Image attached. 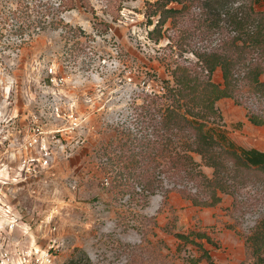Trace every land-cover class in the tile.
<instances>
[{
  "label": "rangeland",
  "instance_id": "374dc122",
  "mask_svg": "<svg viewBox=\"0 0 264 264\" xmlns=\"http://www.w3.org/2000/svg\"><path fill=\"white\" fill-rule=\"evenodd\" d=\"M154 1L73 0L64 9L58 0H0V197L10 224L0 254L10 264H39L35 256H47L45 264H190L199 246L213 264H256L245 240L264 221V174L235 186L233 197L216 190L214 206L194 205L180 191L209 201L202 184L170 179L157 160L160 185L144 191L146 168L122 153L132 147L127 139L149 136L145 96L173 85L177 64L219 43L186 15L168 20L158 42L149 39ZM254 8L264 11V0ZM212 81L222 84L220 68ZM239 98L215 103L212 126L241 148L264 150V126L247 119L248 111L263 116L264 104L245 89ZM200 170L211 178V168ZM190 232L215 246L175 237Z\"/></svg>",
  "mask_w": 264,
  "mask_h": 264
},
{
  "label": "trees",
  "instance_id": "16d2710c",
  "mask_svg": "<svg viewBox=\"0 0 264 264\" xmlns=\"http://www.w3.org/2000/svg\"><path fill=\"white\" fill-rule=\"evenodd\" d=\"M58 1L64 9L73 7V0ZM259 1L155 0L149 4L147 17H157L148 34L154 42L159 41L168 20L175 21L186 15L203 22V35L209 37L213 31L219 43L210 50L194 52V62L177 64L170 72L173 85L166 82L160 93L145 96L142 109L152 112L146 127L150 128L149 136L127 139L132 147L122 152H129L130 162L136 169L146 168L144 191L153 192L160 185V180L154 178L161 167L157 160L165 161V172L170 179L185 178L208 189L209 201L180 191L194 205L214 206L221 200L216 190L233 197L235 186L243 187L252 174H264V152L241 148L225 131L212 126L220 120L215 103L227 98L241 104L242 89L264 104V81L260 80L264 76V11L254 8ZM170 4L180 8L169 7ZM194 9L198 12L192 15ZM216 68L221 71V85L212 81ZM247 119L254 126H264V115L248 111ZM177 144L181 145V152L176 150ZM194 156L200 158L203 166L212 169L211 178L201 172L202 165ZM191 235L215 246L204 233L175 234V237L182 243H190ZM245 242L256 264H264V221L260 230ZM199 248L200 257L190 260V264L202 259L213 264L209 253ZM84 261L90 264L87 257ZM70 263H76L74 258Z\"/></svg>",
  "mask_w": 264,
  "mask_h": 264
},
{
  "label": "built area",
  "instance_id": "2783aa9c",
  "mask_svg": "<svg viewBox=\"0 0 264 264\" xmlns=\"http://www.w3.org/2000/svg\"><path fill=\"white\" fill-rule=\"evenodd\" d=\"M37 137L38 136H32L28 144L31 146L34 143H36L38 141ZM42 161L46 163L44 159H42ZM7 218H9V210L7 209V207H4L1 201V197H0V236L3 235L4 232L8 230V228L10 227V224ZM22 259L23 261H25L24 257ZM46 261H49V258H47V256L46 258H41V256H35L36 263L45 264ZM9 262H11V258H9L7 253L0 254V264H10Z\"/></svg>",
  "mask_w": 264,
  "mask_h": 264
},
{
  "label": "crops",
  "instance_id": "0c3cea01",
  "mask_svg": "<svg viewBox=\"0 0 264 264\" xmlns=\"http://www.w3.org/2000/svg\"><path fill=\"white\" fill-rule=\"evenodd\" d=\"M259 151H261V152H264V150H262V149H260ZM240 247H241V245H240ZM240 252L239 253H241V249L239 250ZM243 254V253H242ZM240 256H241V254H240ZM241 259V258H240Z\"/></svg>",
  "mask_w": 264,
  "mask_h": 264
}]
</instances>
